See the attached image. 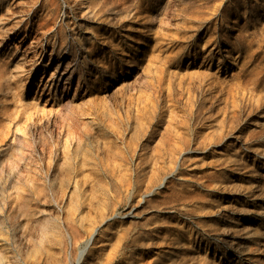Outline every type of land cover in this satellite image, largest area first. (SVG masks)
Here are the masks:
<instances>
[{
    "label": "rangeland",
    "instance_id": "1",
    "mask_svg": "<svg viewBox=\"0 0 264 264\" xmlns=\"http://www.w3.org/2000/svg\"><path fill=\"white\" fill-rule=\"evenodd\" d=\"M0 264H264V0H0Z\"/></svg>",
    "mask_w": 264,
    "mask_h": 264
},
{
    "label": "bare ground",
    "instance_id": "2",
    "mask_svg": "<svg viewBox=\"0 0 264 264\" xmlns=\"http://www.w3.org/2000/svg\"><path fill=\"white\" fill-rule=\"evenodd\" d=\"M166 7L167 6H165L164 7V10L166 9ZM215 13V11L213 12V13H211L210 15H216V14H214ZM219 16H223V14H218ZM202 20H204V24H208L209 22H210V20H207V19H203L202 18ZM197 29H200V25H198L197 26ZM79 138V137H78ZM170 138H168L166 141H168ZM78 141H79V139H78ZM140 148V147H139ZM133 152L135 151V150H132ZM132 151H130L129 149H127L126 148V152L125 153H122V154H120L118 157L122 160V161H124V162H127V161H129L128 160V157H129V155H131V153L130 152H132ZM66 153V152H65ZM125 154H128V156L126 155L125 156ZM71 156V155H70ZM116 156V155H115ZM141 156V154H138V157H140ZM117 157V156H116ZM59 158V157H58ZM57 158V159H58ZM61 158H63V157H61ZM66 158V157H65ZM79 158V157H78ZM70 159V163H72L73 161H72V158H69ZM73 159L75 160H77V161H79V160H81V158H79V159H77L76 158V156H73ZM151 159H152V156H151ZM67 161V160H66ZM76 161V162H77ZM82 161V160H81ZM144 160L143 159H141L140 161H138V163L133 167V175L140 169V167L144 164ZM69 166L70 164H69V162H67V164H66V166ZM74 165H76V164H74ZM78 165V164H77ZM82 165V164H81ZM74 168V167H73ZM79 168V167H78ZM77 170H80V169H77ZM77 170H76V172H77ZM123 170H125V169H123ZM128 171V170H127ZM125 172V171H124ZM130 172V171H129ZM126 173V172H125ZM128 174V173H127ZM130 174V173H129ZM132 175V174H131ZM130 177V176H129ZM121 178V177H120ZM133 179V178H132ZM118 180H119V178H118ZM85 182V181H84ZM83 182V183H84ZM120 182L122 183L121 185H123V184H126V186L127 185H130L129 183H131V181H130V179L127 177V180L126 179H121L120 180ZM135 182V181H134ZM138 183V182H137ZM120 184V183H119ZM136 184V183H135ZM128 187V186H127ZM128 189V188H127ZM54 192V191H53ZM56 193V192H55ZM69 227H70V229L72 230V235H73V237L75 238V235H77L79 232H77L78 231V226H73V225H69ZM254 233V232H253ZM79 235H80V233H79ZM78 236V235H77ZM250 237H251V235H250ZM247 234H244L243 235V238L242 239H244V240H246V239H249L250 238ZM254 237V236H253ZM261 238V237H260ZM254 240V239H253ZM263 240V239H262ZM255 241V240H254ZM261 241V240H260ZM238 244V243H237ZM241 244H242V242H241ZM239 245V244H238ZM260 245V244H259ZM245 246V245H244ZM243 248V247H242ZM245 248H246V246H245ZM250 248V247H249ZM244 249V248H243ZM248 249V248H247ZM241 250V249H240ZM245 250V249H244ZM250 250V249H249ZM238 252V251H237ZM241 253H242V251H241ZM240 253V254H241ZM246 253H248V252H246ZM241 256V255H240ZM263 256V255H262ZM228 259V258H227ZM78 262V261H77Z\"/></svg>",
    "mask_w": 264,
    "mask_h": 264
}]
</instances>
